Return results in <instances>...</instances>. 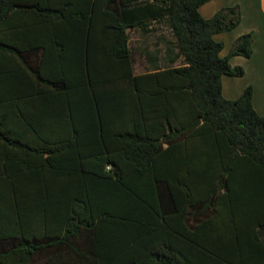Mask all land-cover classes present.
Returning <instances> with one entry per match:
<instances>
[{
	"label": "trees",
	"instance_id": "1",
	"mask_svg": "<svg viewBox=\"0 0 264 264\" xmlns=\"http://www.w3.org/2000/svg\"><path fill=\"white\" fill-rule=\"evenodd\" d=\"M210 1L0 0V264H264V116L222 84L253 35L222 57L241 11L207 20ZM153 21L167 65L136 75L130 32ZM116 92H136L127 125Z\"/></svg>",
	"mask_w": 264,
	"mask_h": 264
},
{
	"label": "crops",
	"instance_id": "2",
	"mask_svg": "<svg viewBox=\"0 0 264 264\" xmlns=\"http://www.w3.org/2000/svg\"><path fill=\"white\" fill-rule=\"evenodd\" d=\"M238 6L241 11V23L240 25L234 29L233 31L217 34L214 38L217 42H221L224 46L222 51V57L228 56L231 51L235 41L246 34L253 35V53L250 58H244L241 56L232 57L230 59V64L233 67H242L244 69V75L242 77H231L224 76L222 80L223 84V95L228 100H236L238 99L247 88H252L253 91V107L255 111L264 116V0H211L200 8V13L205 19H212L219 10L223 8H230ZM24 19V18H23ZM21 19L22 23L28 22L27 19ZM60 23V20L57 21ZM77 25L76 22L72 20L65 21L66 25ZM29 24V23H28ZM165 23H157L155 21L150 23V28L142 29L136 28L130 32V51L133 54L134 58L137 60H142V64H147V69H145L144 74L150 73H158L156 70L159 64L161 68H164L162 65V57H164L165 47H163L162 41H156L151 46L145 45L143 43H138L141 39L153 33V28L157 25H162ZM28 32V31H27ZM25 35V37H24ZM53 35L47 33L41 34H23L21 36V41L26 40H35L37 43L41 41H48L53 39ZM72 42H77L82 40L77 35H71L67 38ZM171 40V39H169ZM166 40V41H169ZM165 41V44H166ZM28 49V48H26ZM73 50H67L63 56H67L69 59L72 56H79L80 49L78 46H74ZM21 52H23L21 50ZM48 54L52 56V58H58V56L62 57V52L60 51H45L41 48L39 51L30 52V50L26 53V56L30 59V61H35L36 64L39 63V59H43L44 54ZM160 59V61H159ZM55 63V62H54ZM34 64V63H33ZM143 64V65H144ZM57 63L54 65L56 66ZM159 68V67H158ZM135 72H136V64H135ZM137 75V73H136ZM122 90L128 88L127 84H122ZM136 95V92H125V94H121L116 92L114 96L113 105H115V100L119 101V105H127L124 106L125 114L121 115L119 112L115 113L113 110V114H111L112 123L114 122H124V125L129 124L133 121V108H131V98ZM131 96V97H130ZM31 98V97H30ZM41 96H37L31 101L36 99H40ZM121 117L123 118L121 120ZM118 132L116 129L112 130L111 133L116 134ZM74 133H72L73 135ZM113 148L115 145L113 144Z\"/></svg>",
	"mask_w": 264,
	"mask_h": 264
},
{
	"label": "rangeland",
	"instance_id": "3",
	"mask_svg": "<svg viewBox=\"0 0 264 264\" xmlns=\"http://www.w3.org/2000/svg\"><path fill=\"white\" fill-rule=\"evenodd\" d=\"M224 9V8H223ZM220 11V10H219ZM218 11V12H219ZM141 39L138 43H143L145 45L151 46L156 41H162L163 47L166 49L165 41L172 39L170 31L166 24L157 25L153 28V33L146 36L145 38H139ZM166 50L164 53V57H162V65L165 67L167 65V62L165 60ZM144 64V63H143ZM142 60H137L136 62V73L137 75H142L143 72H145V69H147V64L143 65ZM177 65H180L179 63Z\"/></svg>",
	"mask_w": 264,
	"mask_h": 264
}]
</instances>
